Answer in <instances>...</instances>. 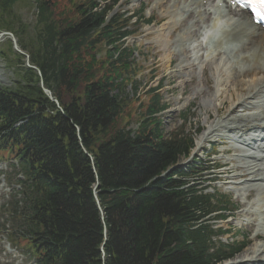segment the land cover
Instances as JSON below:
<instances>
[{"label": "trees", "instance_id": "1", "mask_svg": "<svg viewBox=\"0 0 264 264\" xmlns=\"http://www.w3.org/2000/svg\"><path fill=\"white\" fill-rule=\"evenodd\" d=\"M27 1L36 14L31 31L15 11ZM27 1L0 0V29L41 72L9 41V55L0 50L14 71L12 88H0V158L15 160L23 177L3 207L9 242L36 264H219L241 252L244 244L216 248L223 231L203 221L228 201L187 187L179 168L169 171L193 140L163 136L153 117L164 109L158 95L138 115L126 94L129 85L137 92L141 69L124 48L122 18L108 20L112 7L98 0H65V8L64 0ZM103 46L109 50L97 57Z\"/></svg>", "mask_w": 264, "mask_h": 264}, {"label": "bare ground", "instance_id": "2", "mask_svg": "<svg viewBox=\"0 0 264 264\" xmlns=\"http://www.w3.org/2000/svg\"><path fill=\"white\" fill-rule=\"evenodd\" d=\"M170 1L171 6L167 7L166 16L163 17L164 21H168L162 23L159 30L153 33L157 35V42L166 48L172 32L183 26L177 40L179 49L175 51L180 64L172 75L183 76L188 82L194 75L198 61L204 59V64L214 60L217 92L210 95L207 102L217 115L223 111L224 105L230 103L225 117L208 127L200 137L198 146L201 147L213 135L220 137L219 140L229 147L224 153H235L223 164H233L226 170L227 173L228 169L235 172L232 176H227L229 182L226 184L230 186L229 189L238 194L242 193L246 199L252 198V192L257 195L256 200L246 210L250 218L244 222L258 228L256 240L261 237L263 239L261 243L248 249L242 258L229 264H264V30L254 26L250 17L243 12H239V20H234L233 15L225 21L212 20L215 15L212 10H216V6L212 7L215 4L211 0H207V5L202 4L204 0H156V5L166 8L165 5ZM181 3H184L182 8ZM219 3L223 4V10H229L228 13L232 14V8L227 2ZM188 12L189 17L186 15ZM202 32L205 33L204 37ZM249 34L252 37L245 39ZM227 44L235 47H232L230 53H223L222 50ZM207 47L208 51L201 54ZM165 60L168 67L174 62L170 55ZM242 78L247 81L241 80ZM203 81L207 84L204 78ZM211 89L210 86L207 88L209 93ZM240 90L245 93H236ZM194 92L200 93L201 88L195 87ZM224 93L227 95L226 100H222ZM252 145L258 149H251ZM245 148L247 151L244 152Z\"/></svg>", "mask_w": 264, "mask_h": 264}, {"label": "rangeland", "instance_id": "3", "mask_svg": "<svg viewBox=\"0 0 264 264\" xmlns=\"http://www.w3.org/2000/svg\"><path fill=\"white\" fill-rule=\"evenodd\" d=\"M27 1V0H26ZM112 0H100L102 4H110ZM68 1H62L60 4L61 8H65V5L68 4ZM167 4V3H166ZM171 1L164 6L158 7L156 5V0H120L118 3V9L114 14H127V16L138 15L142 17V21L134 23L132 21L129 24L130 31L139 30V34L135 36V38H131L127 41V45L129 47L136 45L137 50L135 51L134 58L135 62L138 65L144 67V71L137 78L139 83V94L143 95L149 89L155 88L159 86L160 95L163 98V103H166L170 108L167 112H165L163 117V130L164 134L167 136L173 132H181V128H184L185 132L194 133L196 132V148L198 146V142L200 137L207 131L208 127L215 121L219 119H223L226 114V109L230 103L223 106V111H221L220 115L210 107L208 101V97L215 93V67L213 64L214 60L205 65V73L204 76L202 72L199 70L195 71V76L191 78V83L184 84L183 81L186 80L182 76L172 75L176 67L180 64L178 59V36L183 31L180 26L176 30L172 32L170 43L166 48H163L157 42V35L153 32L159 30L162 23L168 21L166 19L164 21L163 17L166 16V9L168 6H171ZM17 20L21 21L26 26H29V30L31 31L33 25L36 21L35 9L29 1L20 3L16 9ZM143 11V13H142ZM7 18V17H6ZM152 20V25H146L144 21ZM8 21V19H7ZM18 23V22H17ZM189 23V21L187 22ZM184 25V24H183ZM1 30V29H0ZM151 30V31H150ZM4 40L1 39L0 44L3 43ZM107 48L103 46V49L100 53V58L104 57L106 54ZM203 53V52H202ZM168 55L173 56V63L171 67L167 66L166 58ZM158 70V73L155 74L157 77L154 81L151 79L154 77L153 72ZM13 70H11L8 65L5 63V60L0 58V87H11L13 80ZM156 73V72H154ZM203 78L207 82L204 83ZM240 79H238L239 81ZM241 80L247 81L245 78ZM205 85V86H202ZM201 88L200 93H195V87ZM210 86L211 92L209 93L207 88ZM242 87V86H240ZM240 89V88H239ZM130 88L127 90L130 93ZM234 92V91H233ZM232 92V93H233ZM204 93V94H202ZM236 93H245L244 91H236ZM227 95L224 93L222 95V100H226ZM190 100V105L187 106L186 101ZM208 103V104H207ZM200 132L199 136H197L198 132ZM221 135V134H220ZM218 140V137L211 136L209 138V143L204 144L203 151H198L197 159L200 164L209 163V167H213L215 164L221 167L220 170H212L211 174L208 173V176L205 181L210 180L211 182L205 181H197L199 178H196L194 182L196 186L201 184V182L205 183L203 187L208 189L209 193H213L214 190L219 191L220 193L226 194L232 197L236 207L242 208L241 211H245L247 209V205H243L246 197L242 195H238L237 193H231L228 191L230 188L229 185L226 184L227 175L235 174L234 171H229L228 173L223 164L227 159L232 157L231 155H226L223 151L226 149L225 146L216 142L214 145L213 142ZM213 146L214 156L210 159L208 158V151ZM215 148V149H214ZM182 164H185L183 160H181ZM233 166V164H231ZM203 168V165L198 166ZM187 170V169H186ZM226 170V171H225ZM11 172L7 166V163H0V173L1 172ZM202 171V170H199ZM225 171V172H224ZM9 179L11 182L14 181V175L9 174ZM12 188L8 182L4 180V178H0V209L1 207L11 199ZM252 198H254V193H251ZM255 198L251 201H254ZM1 224V221H0ZM225 229L231 230L233 233L232 236H237V240L242 241L243 237L247 239L249 246L246 250L238 256L236 259L242 258L248 249H251L254 245L261 243L263 237L260 240L255 239L256 229L246 228L242 223V214L237 213L234 218L229 219L226 223L223 224ZM231 236L226 237L225 239H230ZM34 260L29 256L27 250L11 248V246L7 243L4 235L0 234V264H34Z\"/></svg>", "mask_w": 264, "mask_h": 264}, {"label": "water", "instance_id": "4", "mask_svg": "<svg viewBox=\"0 0 264 264\" xmlns=\"http://www.w3.org/2000/svg\"><path fill=\"white\" fill-rule=\"evenodd\" d=\"M10 37H11L12 42H13V44H14V48H15V50L18 51L20 54H23V53L19 50L18 45H17V42H16V40L13 38V36L10 35ZM44 92H45V94H46L48 97H50V98L52 99V94H51L50 91L44 89Z\"/></svg>", "mask_w": 264, "mask_h": 264}, {"label": "snow or ice", "instance_id": "5", "mask_svg": "<svg viewBox=\"0 0 264 264\" xmlns=\"http://www.w3.org/2000/svg\"><path fill=\"white\" fill-rule=\"evenodd\" d=\"M260 15V19L264 20V14H257Z\"/></svg>", "mask_w": 264, "mask_h": 264}]
</instances>
